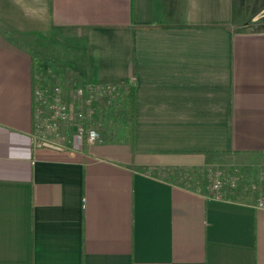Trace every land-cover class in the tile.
I'll use <instances>...</instances> for the list:
<instances>
[{
  "label": "crops",
  "instance_id": "1",
  "mask_svg": "<svg viewBox=\"0 0 264 264\" xmlns=\"http://www.w3.org/2000/svg\"><path fill=\"white\" fill-rule=\"evenodd\" d=\"M234 7L0 0V264H264V203L178 171L264 156V26ZM48 35L70 66L43 65ZM38 69L134 82L133 145L68 128L40 143Z\"/></svg>",
  "mask_w": 264,
  "mask_h": 264
},
{
  "label": "rangeland",
  "instance_id": "2",
  "mask_svg": "<svg viewBox=\"0 0 264 264\" xmlns=\"http://www.w3.org/2000/svg\"><path fill=\"white\" fill-rule=\"evenodd\" d=\"M234 8L235 11L246 12L245 19L247 20V22H250L249 24L251 26H264V0H235ZM235 14L236 16L238 15L237 12H235ZM38 41L37 52L43 57V65L52 63V61L54 62L52 63L53 65H71V62L73 60V58L69 55L71 53V42L66 45L61 44L63 50L61 52H58L56 50L59 48V45H57L56 43H52L49 35L43 38L40 37ZM53 57L57 59V61H54ZM69 78L70 76H67L66 73H64L63 79H55L60 85L63 86L65 90L66 88L68 89L76 85L77 83H80L79 81L77 82V80L75 81L72 78ZM95 122L96 126L102 133V136L107 138L110 136L116 139L120 136L121 128L115 117L105 115L101 113L100 110V113H98V117L96 118ZM230 157L231 156H228V159H226V161L211 158L203 165L196 164L190 167L181 168L178 170L182 175L181 180L185 182L187 181L189 184H192L193 182L199 180V182H201L200 184L202 185H211V180L214 177L218 175L220 176L221 173H223L224 177H227L231 171H235L232 174L234 175L233 179L235 183L240 178L244 187L242 189V192L237 197H252L254 195V190L249 188L251 186L255 187L256 182L253 179L254 176L259 175L258 177L263 178L261 175H264V156L256 155L245 157L243 163L233 160ZM191 177H195V180H191ZM263 196L264 195H262L261 197L262 201H264Z\"/></svg>",
  "mask_w": 264,
  "mask_h": 264
},
{
  "label": "built area",
  "instance_id": "3",
  "mask_svg": "<svg viewBox=\"0 0 264 264\" xmlns=\"http://www.w3.org/2000/svg\"><path fill=\"white\" fill-rule=\"evenodd\" d=\"M101 85L88 83L86 86L81 84L66 90L59 83H47L39 85L34 90V97L37 105L38 128L44 131V135L39 141L45 140L49 143L60 144L66 138L67 128L73 129L76 137L80 140L95 142L101 138L99 128L93 123L85 125L86 119L91 118L93 113V100L96 91L101 90ZM85 87L87 89H85ZM107 93L111 94L116 90L114 83L105 84ZM104 93L100 92V95ZM80 101V107L76 108L75 101ZM222 178L218 175L211 180V188L217 190L222 184ZM234 185V179H231ZM261 205L262 201L259 202Z\"/></svg>",
  "mask_w": 264,
  "mask_h": 264
},
{
  "label": "trees",
  "instance_id": "4",
  "mask_svg": "<svg viewBox=\"0 0 264 264\" xmlns=\"http://www.w3.org/2000/svg\"><path fill=\"white\" fill-rule=\"evenodd\" d=\"M38 71H41L38 69ZM39 78V83L42 85L47 84V77L45 76V73L38 72L37 73ZM70 79V78H69ZM78 82V81H77ZM76 82V83H77ZM54 83H58L54 77ZM88 83L97 84L94 82H83V83H77L76 85L72 87L79 86L80 84L82 86H86ZM116 86V90L112 92L111 94H108L105 89V85H101V90L96 91L94 100H93V113L91 114L90 119H86L85 125H92L95 124L96 118L98 117V113L109 115L111 117H115L119 123V126L121 128V134L117 138L118 141H126L130 145H133L134 143V137H133V131H134V120H135V83L129 82L126 84H117L114 83ZM72 87L69 89L71 90ZM85 89H87L85 87ZM104 93L100 95V92ZM76 108L80 107L81 103L80 101H75ZM99 111V112H97ZM96 125V124H95ZM102 137V133H101ZM112 139V137H111ZM231 171L227 177L223 176V173H221L220 177L222 178V184L220 188L218 189L219 192H221L222 195L229 198H235L237 197L241 192L243 187L242 180L239 178L237 182L232 185L231 179H233L234 175ZM254 176V180L256 182L255 187H250L249 189L254 190V200L260 202L262 201V195H264V175H261L263 178ZM264 197V196H263ZM264 203V201H262Z\"/></svg>",
  "mask_w": 264,
  "mask_h": 264
},
{
  "label": "water",
  "instance_id": "5",
  "mask_svg": "<svg viewBox=\"0 0 264 264\" xmlns=\"http://www.w3.org/2000/svg\"><path fill=\"white\" fill-rule=\"evenodd\" d=\"M45 144H46V145H49V146H53V147H55V145H54V144H52V143H49V142H45Z\"/></svg>",
  "mask_w": 264,
  "mask_h": 264
}]
</instances>
